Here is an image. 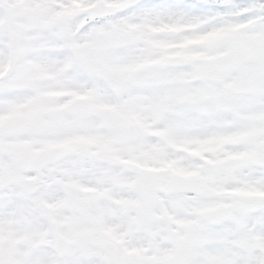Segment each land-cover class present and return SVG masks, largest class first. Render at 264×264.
Masks as SVG:
<instances>
[{
	"label": "snow or ice",
	"instance_id": "6c2138e0",
	"mask_svg": "<svg viewBox=\"0 0 264 264\" xmlns=\"http://www.w3.org/2000/svg\"><path fill=\"white\" fill-rule=\"evenodd\" d=\"M0 264H264V0H0Z\"/></svg>",
	"mask_w": 264,
	"mask_h": 264
}]
</instances>
